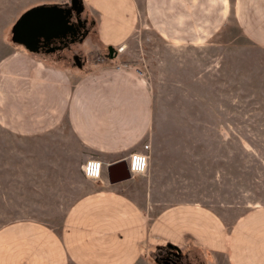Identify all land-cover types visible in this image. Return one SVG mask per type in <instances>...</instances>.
<instances>
[{
    "label": "rangeland",
    "instance_id": "obj_1",
    "mask_svg": "<svg viewBox=\"0 0 264 264\" xmlns=\"http://www.w3.org/2000/svg\"><path fill=\"white\" fill-rule=\"evenodd\" d=\"M64 1L69 2L0 0V61L17 47L24 49L11 37L20 13ZM120 1L123 6L127 3ZM81 3L83 12L93 18L88 35L59 59L32 52L45 64L65 68L74 79L118 63L131 64L142 74L129 70L150 90L146 169L121 185L146 229L166 237L144 238L139 254L126 264H160L155 251L167 241L186 253L183 264H228L213 260L207 247L181 229L182 210L205 211L207 223L197 227L224 234L247 211L264 206V44L251 41L230 18L221 34L204 42L169 43L147 26L136 0L130 33L117 48L110 45L116 53L108 58L97 37V13L87 0ZM73 52L78 53L80 65ZM91 156L65 122L29 135L0 125V229L40 226L60 240L65 217L80 199L103 184L118 185L106 184L103 170L98 179L84 176L81 166ZM81 209L89 210L75 222L83 237L84 228L101 233L124 223L118 212L102 215L98 207ZM171 215L179 221L177 230L166 226ZM222 233L214 242L226 256L231 246ZM64 264L76 263L66 257Z\"/></svg>",
    "mask_w": 264,
    "mask_h": 264
},
{
    "label": "crops",
    "instance_id": "obj_2",
    "mask_svg": "<svg viewBox=\"0 0 264 264\" xmlns=\"http://www.w3.org/2000/svg\"><path fill=\"white\" fill-rule=\"evenodd\" d=\"M87 3L97 13V37L100 45L111 51L106 53L110 58L130 33L136 0H127L126 7L120 0H87ZM138 3L147 26L169 43L204 42L221 34L230 18L251 41L264 44V0H138ZM23 48L13 49L0 61L2 127L29 135L65 122L91 157L101 161L106 184L110 183L106 173L108 163L125 160L132 152H147L143 143H148L152 119L151 94L140 77L127 68L109 66L96 74L74 79L65 68L45 64L32 50ZM121 182H113L118 184L113 188H105L103 184L80 199L65 217L60 240L40 226L27 230L0 229V264H64L66 257L76 264L129 263L150 235L166 236L151 227L146 229L148 226L132 200L122 191ZM84 206L86 210L98 207L102 215L118 212L124 223L101 233L84 228L86 237H83L79 230L82 227L75 222L88 213L89 210L82 212ZM262 211L264 206L253 208L231 226L229 233L217 230L212 234L205 227H197L206 225L209 216L205 211L187 208L182 210L181 229L207 247L213 260L264 264ZM178 222L171 215L166 226L177 230ZM76 233L80 238L73 237ZM121 233L127 235L126 239ZM221 233L231 246L226 256L220 254L214 242ZM98 235L106 242L102 243L104 239Z\"/></svg>",
    "mask_w": 264,
    "mask_h": 264
},
{
    "label": "water",
    "instance_id": "obj_3",
    "mask_svg": "<svg viewBox=\"0 0 264 264\" xmlns=\"http://www.w3.org/2000/svg\"><path fill=\"white\" fill-rule=\"evenodd\" d=\"M82 8L81 0H69L68 6L57 4H40L24 10L11 26V37L28 50H35L36 43L42 39L47 42L50 37L62 35L72 29L69 22L70 12ZM107 179L110 183L130 177L126 161L117 159L106 166ZM171 243H168V245Z\"/></svg>",
    "mask_w": 264,
    "mask_h": 264
},
{
    "label": "flooded vegetation",
    "instance_id": "obj_4",
    "mask_svg": "<svg viewBox=\"0 0 264 264\" xmlns=\"http://www.w3.org/2000/svg\"><path fill=\"white\" fill-rule=\"evenodd\" d=\"M59 6H68L69 2L64 1L57 4ZM69 22L72 23L73 28L67 30L62 35L50 37L43 42L40 39L33 51L42 53L44 55H52L54 58L59 59L61 55L65 54L64 50L71 49L72 45L77 42H81L89 33L91 25L93 24V18L83 12V7L78 12L71 10ZM21 44V43H20ZM106 53H110L108 47H106ZM74 61L77 64H81L78 60V53L73 52ZM165 242L164 247H157L155 251L154 259L160 264H183L187 263L186 253L185 256L181 254L180 249L174 243ZM184 256V257H183Z\"/></svg>",
    "mask_w": 264,
    "mask_h": 264
},
{
    "label": "built area",
    "instance_id": "obj_5",
    "mask_svg": "<svg viewBox=\"0 0 264 264\" xmlns=\"http://www.w3.org/2000/svg\"><path fill=\"white\" fill-rule=\"evenodd\" d=\"M121 48V46L119 47ZM115 68H127L133 69V71L139 75L142 74L141 70L137 66H132L131 64L118 63ZM149 144L143 143V148L148 150ZM148 159V152H132L128 155V160L126 162L129 173H142L146 169ZM81 170L87 178L98 179L101 173V161L95 158H88L84 161L81 166Z\"/></svg>",
    "mask_w": 264,
    "mask_h": 264
}]
</instances>
